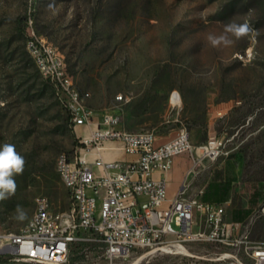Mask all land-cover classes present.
I'll list each match as a JSON object with an SVG mask.
<instances>
[{"label":"rangeland","instance_id":"obj_1","mask_svg":"<svg viewBox=\"0 0 264 264\" xmlns=\"http://www.w3.org/2000/svg\"><path fill=\"white\" fill-rule=\"evenodd\" d=\"M29 16L64 55L77 86L91 93L88 103L99 116L115 111L126 129L160 135L186 127L195 145L216 134L220 154L199 172L198 183L230 175L235 199L264 188V0H0V146L15 145L26 161L14 177L16 194L0 202V232L24 231L39 195L56 210L67 209L56 161L84 131L71 125L27 49ZM229 22L251 31L213 47L208 35H222ZM17 204L27 213L22 221ZM255 224L252 237L264 238V221ZM188 248L194 255L147 248L112 264H255L239 247ZM104 249L98 241L76 244L69 264H110ZM11 255L0 254L8 258L0 264H39Z\"/></svg>","mask_w":264,"mask_h":264},{"label":"built area","instance_id":"obj_2","mask_svg":"<svg viewBox=\"0 0 264 264\" xmlns=\"http://www.w3.org/2000/svg\"><path fill=\"white\" fill-rule=\"evenodd\" d=\"M26 46L71 125L84 131L72 152H62L56 161L68 193L67 209L56 210L47 196H37L24 231L0 232V254L39 264H69L74 245L98 241L112 264L147 248L194 255L188 246L203 243L243 248L255 264H264V240L250 239L249 230L230 237L224 204L203 200L202 190L188 195L186 186L169 198L166 178L155 176L168 172L180 154L191 158L192 168L203 159H215L223 144L220 137L214 134L195 145L188 129L181 127L161 141L156 129H126L118 112L98 116L88 103L91 93L77 86L64 55L37 33L31 16L26 19Z\"/></svg>","mask_w":264,"mask_h":264},{"label":"crops","instance_id":"obj_3","mask_svg":"<svg viewBox=\"0 0 264 264\" xmlns=\"http://www.w3.org/2000/svg\"><path fill=\"white\" fill-rule=\"evenodd\" d=\"M159 136L161 141L172 137L160 134ZM180 155L184 157L182 162L177 161L176 157L179 156L177 155L173 158L172 167L168 172L164 174L157 172L155 174L156 177L164 176L166 178L169 198H174L183 186H186L188 195H195L202 190L203 200L225 205V221L229 224L230 237L240 236L243 232L249 230L250 239L264 240V238L254 239L252 237L253 228L259 226V224L255 223L257 221H264V188L260 190L256 188L246 190L241 198L235 199V188L231 187L235 180L231 181L232 176L230 175H225L222 178H209L203 185L198 183L199 172L213 159H203L192 168L193 163L191 158L187 154ZM120 157L124 159L131 158L130 155L126 154H120ZM237 223L240 226L234 228L233 225ZM229 246L221 245L223 249Z\"/></svg>","mask_w":264,"mask_h":264},{"label":"clouds","instance_id":"obj_4","mask_svg":"<svg viewBox=\"0 0 264 264\" xmlns=\"http://www.w3.org/2000/svg\"><path fill=\"white\" fill-rule=\"evenodd\" d=\"M250 31L247 24L229 22L225 24L222 35L209 34L207 39L213 47L221 45L227 47L233 43L230 36L240 39L248 35ZM25 164V158L16 151L15 145L5 143L0 146V202L10 199L16 194L17 183L14 177L23 174ZM15 212L18 220L22 221L27 216L26 211L19 204L16 205Z\"/></svg>","mask_w":264,"mask_h":264},{"label":"trees","instance_id":"obj_5","mask_svg":"<svg viewBox=\"0 0 264 264\" xmlns=\"http://www.w3.org/2000/svg\"><path fill=\"white\" fill-rule=\"evenodd\" d=\"M7 260H8V258H4V257L0 256V262H4V261H7Z\"/></svg>","mask_w":264,"mask_h":264},{"label":"bare ground","instance_id":"obj_6","mask_svg":"<svg viewBox=\"0 0 264 264\" xmlns=\"http://www.w3.org/2000/svg\"><path fill=\"white\" fill-rule=\"evenodd\" d=\"M172 99H173L174 102H177V101H178V98H177L176 95H173V98H172ZM189 255H190V254H189Z\"/></svg>","mask_w":264,"mask_h":264}]
</instances>
